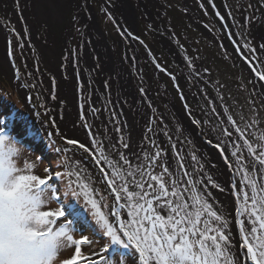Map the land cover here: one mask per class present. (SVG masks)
Masks as SVG:
<instances>
[{
  "label": "rangeland",
  "instance_id": "obj_1",
  "mask_svg": "<svg viewBox=\"0 0 264 264\" xmlns=\"http://www.w3.org/2000/svg\"><path fill=\"white\" fill-rule=\"evenodd\" d=\"M4 1H9V4H11V0ZM105 1L18 0L17 7L19 14L23 16L26 21L25 23L22 21L20 22L16 13L13 12V20L16 23L20 37L24 40V43L22 41L17 42L16 50L18 56L21 55L19 60L22 67L21 69L26 71V86L30 90L32 96L36 97L34 99V104L36 103L38 111L41 112V119L37 122L38 128H36V123L33 128L32 123L29 122V124H31L30 126L33 128L32 131L24 129L21 130L22 132H18L17 127L15 126L13 128V133L9 132L7 121L4 119L5 130L6 135L15 138L18 142L17 146L20 148L23 156L27 158V162L33 164L34 171L41 175L42 178L47 175L45 169L49 168V164H47L46 156L43 152L47 149L49 153H52L49 144L58 140L57 132L59 133V136L66 139L71 138L81 140L84 141L85 144L91 142L93 138L101 140L104 145L114 143L121 136L125 137L128 141L130 140V138L128 139L129 134L127 136L123 124V112L120 111L122 112V115L117 113L119 120H121V125L114 126L112 123L115 121L116 114L115 112L110 111L102 100L104 92L108 95L110 94V91L114 93L117 91L118 94L124 93L132 95L130 87L127 86L123 79L125 78V67L121 70L116 64L117 54L115 51H117V47L120 45V39L118 35L115 34L116 32L113 31L114 28L106 16L98 18L99 21H97V16L95 15V13L98 12L100 2L106 4ZM169 1L170 0H167V3ZM195 1L199 2V8H202L205 2H208L209 0H203L205 2L202 0ZM180 2L181 4L183 3L184 6H189L190 4L192 6L191 1L188 3V0H180ZM213 2L218 10L221 9V13H223L222 10L226 12L225 6L234 9L236 5L239 9L245 8V10H247L246 23L243 25L239 23L235 28V31H242L248 28L245 33H241L238 43L243 46L247 44V48L241 47L240 45L241 53L251 56L256 63L257 72L264 73V65L261 64L260 60L257 58L258 55L261 60H264V47H262L263 44L261 43V38L263 39L264 34V0H238L237 3L236 0H213ZM109 3L110 6L114 7V11L118 13L117 17L119 20L124 19L129 26L136 25V23L132 22V18L129 16L136 17L149 23L151 28L142 25L146 44L148 45L147 41L154 37L155 44L158 46L160 44L161 47L167 51V56H163V58L162 56L161 58H156L155 56L152 57V60L149 63L151 65L150 74L146 75L145 72L141 73L142 79L141 82L138 83V89L141 94L143 95V93L146 92L145 94L149 96L150 100L152 98V106L155 105L156 101L169 105L168 102H172L173 100L179 107H181L180 103H184L188 107L186 111L189 113L194 112L195 118L200 124V127L199 125H193L192 121L189 119L191 127L189 126L185 129H189L190 131L185 132L194 134L196 131L206 142L210 138L215 142L218 136L221 139H224L221 130L226 126L223 121L227 119L228 115H231L237 123L241 122V117L243 116L246 118L244 123H249L253 120L257 121V123L253 125L255 131L249 138L253 143V146L257 147L259 142L264 143V104L261 103V101H264V89L261 90V85H264V81H260L259 79L255 80L253 74L248 75L244 73L245 68L242 63L240 65L238 64V54L235 52L234 47H232L233 41L234 46L236 44L234 38L233 40H229V48L233 49L231 57V52L227 48V37L225 38L227 33L223 32L222 29H220V33H218L217 30L216 23L219 21L216 20V16H214V14H217L216 11L214 14L212 13V16L211 12H213V10H211L210 7L207 8L205 6L204 10L202 9L198 12L200 17L198 15L195 17L203 20L207 26H211L210 29H212L213 32L218 33H216L217 36L215 37L218 40L222 39L225 44L221 46L213 43V40L211 41L199 37L198 35H200V33L195 32L192 27L185 26L182 28L180 23H177L180 16H176L175 14H172L174 18V24H172V27L177 38H175L173 33L169 30H163L161 28L163 25H158L153 17L161 15V11L156 5V0H133L132 2L131 0H109ZM135 5H137V7ZM110 6H108L109 12ZM149 6H153L154 10L151 11ZM187 6L183 10L184 13L190 10ZM12 10L14 11L13 8ZM94 15L95 17H93ZM237 16L240 17V14L238 13ZM76 18H78V20ZM107 21L109 23H107ZM128 21L132 22V24L128 23ZM19 23H21L26 32L28 30L27 27L30 28L32 34L29 33L28 36H25ZM233 23L236 24L235 21H233ZM249 24L251 26H249ZM98 26L99 28H103H100V30H105L108 33L107 37L99 31ZM179 28H181V31L183 32L182 34L178 32ZM120 31L128 40L127 35L122 29H120ZM127 33L130 34L129 31H127ZM134 38L137 39V37ZM189 38L191 39L192 44L188 41ZM180 40L182 44L180 43ZM128 42L131 44L129 40ZM6 45L7 39L4 30L0 29V83L2 86H0V106L3 108V110H0V119L6 115V112L9 113L11 110H17L20 114H24L22 108H25L27 111L31 112L26 93L15 80L14 71L7 59L9 52L7 55V51L5 50ZM111 46L115 47V49ZM132 47L136 51V45L133 42ZM256 47L258 49L257 55ZM23 48L24 50L26 49L29 51L30 48L34 50V55L27 59L28 68L32 73L27 71L25 59L23 57ZM248 49H255V52L249 51ZM13 51L12 53L16 55V52ZM158 52L160 53V51ZM178 56L185 62H188L186 63V66L188 68L189 77L194 81L192 82V85H195L194 87H197V85L200 87L198 91L195 89L189 90V88H191V83L188 81V74L187 76L184 75L186 72V66L181 67L182 70H180L177 69L178 67L174 63V59ZM3 59L6 60L5 64ZM200 61L204 64L206 71H204ZM103 64L107 66V68H104ZM221 68L224 70L223 74H227V78L223 76ZM197 69L199 70L198 73L196 71ZM155 71H157L160 76H158ZM203 71L211 79L213 85L210 84L211 82L207 79L206 75H204V79L199 76ZM77 73L81 75L82 81L87 87V93H84L83 91L77 93ZM52 78L53 82L51 81ZM48 85H50V87H48ZM49 88L51 89L49 90ZM115 88H117L116 91ZM250 89L252 90L251 94L247 93ZM63 94L67 97H64ZM41 95L44 98V103L46 101L45 104L43 103ZM54 98L62 100L59 111L54 110L51 106V102H54ZM140 98H142V96H140ZM228 100L233 104L231 107L229 106V110L227 111L225 103L219 101L227 102ZM96 101L101 105L97 109L95 108ZM131 101L133 102L132 99ZM203 102L206 104V107L203 106V108H201L199 103ZM9 104L10 106H8ZM116 105L119 106L118 102ZM141 107L142 103L140 102V104L133 107V110L136 111ZM249 108L252 110L250 111ZM195 109H199L202 113L196 112ZM213 109H216V111H213ZM42 112L44 114L43 116ZM59 112L62 115L64 114L65 118L63 120L61 119ZM164 112L168 124L173 129L172 135V131L167 127L165 119L160 120V126L163 125V127H165L162 131L166 145L169 149L168 150L167 147H165L164 155L166 159L171 157L173 162L176 154H178L177 151L179 152L180 150V146L178 144H176V147L173 145V138L171 136L176 135L182 148L189 153H191V151L188 143L178 135L179 131L176 128L177 123L172 112L168 109H164ZM12 115L14 116V114ZM128 115H130L132 122L136 124L137 129L132 147L137 148V151L139 152L140 148L137 146L141 145L140 141L143 142V146L145 147L143 136H141L142 127L139 124V116L133 114L131 111L128 112ZM154 118L155 117L153 116L152 124L155 121ZM203 120L205 121V124L202 122ZM155 123L158 127L159 120H156ZM24 125L30 128L27 124ZM86 125L90 126L93 135H88L89 128L86 127ZM110 127L116 131L117 135H112ZM117 129H119V131H117ZM152 130L153 129L151 128L149 135L150 145H153ZM42 131L44 135H40V132ZM49 131L50 134H48ZM129 132L131 136L130 129ZM28 134L36 138L34 143L28 142ZM32 139L34 140V138ZM62 144L65 148L69 149V155L67 154L69 157L79 158L80 156L79 160L83 162L82 166L85 170L84 175H91L93 177L91 185L95 186V193L101 194L99 195V198L98 195L94 194L93 198L97 199L98 204L101 206V211L109 214L114 202V197L108 195L106 184L101 182L102 174L99 173V166L95 165L91 154L85 153L83 149L77 148L75 145H68L66 142H62ZM59 146V143H55L53 147L56 153L50 158L52 160V165L53 162H55V165L57 166L67 158L64 149L61 150L60 153H57L56 149H59ZM232 150L233 149L229 144L226 148V153L230 156ZM121 151L126 150L121 149ZM156 151L157 149H154L152 155H154ZM144 152H146V149L140 154L142 160ZM194 152L196 154L198 153L196 145L194 147ZM214 152L219 154L212 145L210 146V144H208L206 147L201 145V165L204 166L203 170L205 173H210L218 178L215 169L208 164L205 158L210 155L208 153H211L213 155L212 157L215 159L216 156ZM59 155L61 156L60 158H58ZM162 160H164L163 156L160 157L156 163L159 164ZM215 160L218 165H221L223 168L220 160ZM232 162L235 163L234 158ZM68 164L69 168H66L67 171L71 170L74 173L77 171V168L81 167V165H78L73 159H69ZM72 179H75V177H72ZM196 179L199 180L202 178L198 175L196 176ZM232 179L234 182L237 181L236 186L238 188L241 181L240 175H236ZM84 182L88 183L89 181L85 180ZM209 186L204 185L207 190L212 191L211 186ZM61 187H63V185H61ZM101 187L102 190L98 192ZM100 196H106L107 199L101 200ZM222 196L223 201L228 202L227 197L223 193ZM68 199L70 201L68 200L66 203H72L75 205L76 210L84 216L82 212L83 204L81 202L83 201L86 216L89 219V222L91 221L94 223L91 207L90 205H86L85 200L82 199V197L79 201L73 200L71 197ZM210 199H212L217 205L221 201V199L215 194ZM105 204H107V207L104 206ZM56 207L57 205L55 203L48 205L49 210H53ZM110 222H113V218L111 217ZM76 227H78L80 232L84 235H87L90 241H95L89 245L82 246V252L85 256L96 259L98 258V255L106 256L109 254L102 253L104 245H110V240L108 238L97 240V237L93 235V231L89 228L86 229L82 224H76ZM80 232L75 234L76 239L80 238ZM72 252V248H68L67 251L62 252L55 264H61L63 259L70 258ZM93 254L97 255L94 256ZM136 255L138 256V254ZM113 258L116 259L118 264H120V256L119 258H116V256ZM133 259H135V257L127 259L124 264H133ZM135 264H139V261L136 260Z\"/></svg>",
  "mask_w": 264,
  "mask_h": 264
},
{
  "label": "snow or ice",
  "instance_id": "obj_2",
  "mask_svg": "<svg viewBox=\"0 0 264 264\" xmlns=\"http://www.w3.org/2000/svg\"><path fill=\"white\" fill-rule=\"evenodd\" d=\"M242 47L247 48V44ZM251 67L264 81V73H258L255 64ZM245 119L242 116L237 123L228 115L221 130L224 139L218 136L215 142L211 138L207 141L225 159L230 173L227 189L203 168L197 173L202 177L198 180L187 170L183 176L174 171L171 158L157 164L162 155L159 149L151 156L144 152L142 160L137 148L123 136L109 145L95 138L87 144L66 139L68 145L90 153L99 166L101 182L114 197L109 214L101 211L93 198L99 193L91 188L93 177L84 175L78 157L62 161L65 168H69V159L81 165L75 173L50 171L49 162L42 178L27 162L15 138L6 135L5 120L0 119V264H55L68 248L73 249L71 257L61 264H118L113 258L117 254L120 264L132 257L133 264L136 260L139 264H264V143L253 146L249 136L257 121L244 123ZM192 124L198 126L199 122L194 119ZM86 127L88 135H93L90 126ZM229 144L233 149L230 156L226 153ZM137 147L143 152L142 145ZM156 167L161 168L160 173L155 172ZM178 167L184 169L185 165L178 162ZM236 175L241 177L238 188L232 179ZM204 185L220 192L227 190L235 199L217 205L210 199L214 192ZM69 197L77 201L83 197L91 207L94 224L85 220L75 205L66 203ZM53 203L57 207L49 210ZM81 220L97 240H110L103 253L115 246L109 256L93 259L83 254L82 246L95 241L76 227ZM78 232L80 238L76 239Z\"/></svg>",
  "mask_w": 264,
  "mask_h": 264
},
{
  "label": "clouds",
  "instance_id": "obj_3",
  "mask_svg": "<svg viewBox=\"0 0 264 264\" xmlns=\"http://www.w3.org/2000/svg\"><path fill=\"white\" fill-rule=\"evenodd\" d=\"M103 1V0H102ZM105 1V0H104ZM125 1V0H124ZM189 2H190V0H188ZM237 1L238 0H236V3H237ZM106 2V4L105 3H103V2H101L102 4H104L106 7H107V9H108V11H109V8H108V6H110V3L106 0L105 1ZM210 2V3H209ZM209 2H206L207 3V5H208V7H210L211 8V10H213V12H211V15L213 16V14L215 13V11H216V13H220V15H217V14H214V16H216V20H218L219 22H217L216 23V26H217V30H218V33H220V29H222L223 30V32H226L227 33V36L225 35V38L227 37V41H228V45H227V48H228V50L231 52V57H232V51H233V49H230L229 48V40L231 39V40H233V38L236 40V44H235V46H234V41H233V45H232V47H234V49H235V52L238 54L237 55V59H238V64L240 65L241 63L243 64V66H244V68H245V71H247V70H249L253 75H254V79L256 80V79H259V76L257 75V73H255V72H253L252 71V67H251V65L252 64H255V66H256V63H255V61L253 60V58L251 57V56H249V55H246V54H243V53H241V50H239V51H237V48L239 47L240 48V45H241V47L243 46L242 44H240L239 45V43H237V41L239 42V38H240V35H241V33H245L246 32V30L248 29H244V30H242V31H235V28H236V26H237V24H239V23H241L242 25L244 24V23H246V21H247V15H246V10H245V8H243V9H239L236 5H235V8L234 9H231L229 6H225L226 7V12L225 11H223L222 10V12L223 13H221V9L220 10H218L216 7H215V5H214V2H213V0H209ZM12 4V3H11ZM10 4V6H11V9L13 8L14 9V11L12 10V16H11V21H12V24H13V26L15 27V29H16V31H17V33H18V35L20 36V34H19V31H18V29H17V26H16V23H15V21L13 20V12H15L16 13V15H17V17H18V20H20V22L22 21V22H26L25 20H24V18H23V16H21L20 14H19V10H18V7H17V5L16 4H14V6L13 5H11ZM191 5V4H190ZM150 7V10L152 11V10H154V7L153 6H149ZM186 7V6H185ZM192 8H189L190 10L189 11H187V12H185L186 13V16H187V18H188V21L190 22V24L197 30V31H199L204 37H205V39H208V40H213L214 42L213 43H216V44H218V45H225L224 44V41L222 40V39H217L215 36H217L216 35V33L215 32H213L212 31V29H210L211 28V26H207V24L203 21V20H201V19H199V18H197V17H195L196 15H197V13H196V11H195V9H194V7H193V5L191 6ZM142 9V8H141ZM150 10H148V11H150ZM196 13V14H195ZM213 13V14H212ZM231 13V14H230ZM240 14V17H238L237 16V14ZM109 14H110V16H111V18L116 22V24H117V26H118V28L119 29H122V31L127 35V38H128V40L130 41V43H131V45H132V42H133V38L134 37H136L137 35H138V27H137V23H138V18H136V17H132V16H129L130 18H132V22L133 23H136V25H128L127 23H126V21L124 20V19H120L119 20V18L117 17V15H118V13L117 12H115L114 11V7H112V6H110V12H109ZM195 14V15H194ZM96 15V14H95ZM95 15L93 16V17H95ZM199 16V15H198ZM154 18H155V20H156V23H157V19H156V17H162V13H161V15H157L156 17L155 16H153ZM191 17H192V19H191ZM200 17V16H199ZM237 18V19H236ZM236 19V20H235ZM97 21H98V18H97ZM233 21H235L236 22V24H234L233 23ZM132 22H129L128 21V23H130V24H132ZM201 22V23H200ZM197 23H199V24H197ZM204 25H203V24ZM158 25H159V23H157ZM19 25H20V28L22 29V32L24 33V35L25 36H28L29 35V33H31L32 34V30L30 29V28H28L27 27V32L23 29V27H22V25H21V23H19ZM201 25V26H200ZM130 28H129V27ZM199 26V27H198ZM202 26H203V28H202ZM249 26H251L250 24H249ZM36 27H37V25H36ZM204 27L206 28V29H204ZM127 28L129 29V31H130V34H128L127 33ZM0 29H2L3 30V28L0 26ZM98 29H99V26H98ZM259 29V28H258ZM225 30V31H224ZM259 30H261V29H259ZM99 31L101 32V30L99 29ZM262 31V30H261ZM264 32V31H263ZM102 33V32H101ZM134 33V34H133ZM172 33H173V35H174V37L175 38H177L176 37V35H175V32L174 31H172ZM217 33V34H218ZM250 33H251V35H252V32H251V30H250ZM5 37H6V35H5ZM224 37V36H223ZM21 38V37H20ZM6 39H7V37H6ZM252 39H253V36H252ZM21 40H22V42L24 43V40L21 38ZM254 41V40H253ZM159 42H160V40H159ZM109 43V42H108ZM134 43V42H133ZM180 43L182 44V42H181V40H180ZM254 44H255V42H254ZM256 45V44H255ZM112 47V46H111ZM145 47V46H144ZM184 47H185V45H184ZM191 47V46H190ZM113 49H115L114 47H112ZM164 49V48H163ZM5 50L7 51V55H8V52H9V44H8V41H7V45L5 46ZM4 50V51H5ZM257 47H256V55H257ZM259 50H260V47H259ZM25 51H27L28 53L30 52V54H29V58L30 57H32L34 54H33V52H34V50L33 49H31L30 48V51L29 50H26L25 49ZM109 51H110V49H109ZM132 51H133V54H134V58H135V60H136V63H137V73H138V75H140V79H142V75H141V73H142V67L139 65V57H138V51L136 50H134L133 49V47H132ZM164 51L166 52V54H167V51L164 49ZM115 53L118 55V50L117 51H115ZM116 55V56H117ZM243 55H244V57H243ZM6 56V55H5ZM23 57H24V59H25V62H27V59H29V58H27L25 55H23ZM35 57H36V55H35ZM126 57H127V59L129 60V61H131V58H129L130 56H128L127 55V52H126ZM257 58L261 61V59L259 58V56L257 55ZM7 59H8V61H9V63H10V65H11V67H12V69H13V71H14V68H13V66H12V63H11V61H10V58H9V55H8V57H7ZM174 59V58H173ZM249 61H251V64H250V62ZM201 62V61H200ZM174 63L176 64V66L178 67L177 69H180V70H182L181 69V67H185L186 66V63H188L187 61L185 62L181 57H177L176 59H174ZM196 63H197V61H196ZM202 63V62H201ZM116 64L119 66V69H121V70H123V63H122V59L120 58L119 59V57L117 56V61H116ZM235 64V63H234ZM236 65V64H235ZM264 65V64H263ZM20 67H21V65H20ZM26 67L28 68V64H26ZM202 67H203V69H204V71H206L205 70V67H204V64L202 63ZM22 68V67H21ZM239 68H240V66H239ZM241 69V68H240ZM28 70H29V68H28ZM204 71H203V73H204ZM242 71V70H241ZM29 72L30 73H32L30 70H29ZM47 72V71H46ZM156 73H157V71H155ZM243 72V71H242ZM49 75H51L49 72H47ZM203 73H201V74H203ZM14 74H15V71H14ZM187 74H188V68H187V66H186V72L184 73V75H186L187 76ZM196 74V73H195ZM80 74L79 73H77V81H76V91H77V93H79L80 91H83L84 93H87V87H86V85H84V83H83V81H82V78H81V75L79 76ZM157 75H158V73H157ZM159 76V75H158ZM126 78V79H125ZM125 78H123L124 79V81L126 82V84H127V86H129L130 87V89H131V92H132V95H129V94H124V93H121V94H118L117 93V91H116V89L117 88H115V91H116V93H114V92H112V91H110V94L108 95V94H106L105 92H104V96L102 97L103 99V102L106 104V106H107V108L110 110V111H112V112H115V114H116V118H115V121L112 123L114 126H118V125H120L121 124V120H119V117H118V114L117 113H120L121 115H122V112L123 113H126V114H128V112L129 111H131V112H133V114H137L138 116H139V124H140V126L142 127V131H144L145 132V129H146V127H147V123H150V121H151V119L153 118V115H154V112L155 113H157V114H159L160 113V111H159V108H158V105L155 103V105L154 106H152L151 105V100H150V98H149V96L146 94V98H147V100H148V102H149V106H147V102L145 101V99H143V98H140V96H139V94H138V92H137V90L135 89V87H134V83H132V75H131V72L130 71H127L126 70V72H125ZM188 78H189V74H188ZM51 81L53 82V78L51 79ZM18 82V81H17ZM18 84L20 85V83L18 82ZM0 86H1V83H0ZM2 87V86H1ZM52 88H53V85H52ZM23 89V88H22ZM51 88H49V90H50ZM195 90H197V88L195 89ZM23 91L26 93V91L23 89ZM150 91V90H149ZM198 91V90H197ZM255 91V90H254ZM145 92V91H144ZM256 92V91H255ZM51 93H52V90H51ZM146 93V92H145ZM147 93H149V92H147ZM247 93H249V92H247ZM124 94V95H123ZM249 94H251V93H249ZM80 96H81V93H80ZM26 98H27V93H26ZM36 97H34L33 98V106H35L36 105V103L34 104V99H35ZM41 98L43 99V103H44V98H43V96L41 95ZM86 98H87V96H86ZM131 99L133 100V102L131 101ZM27 101H28V98H27ZM117 102H118V104H119V106H117L116 104H117ZM140 102L142 103V107L141 108H138L136 111H134L133 110V107L135 106V105H138V104H140ZM29 103V102H28ZM45 103H46V101H45ZM44 103V104H45ZM83 103V102H82ZM163 103V102H162ZM226 103H228V102H226ZM168 104L169 105H165V107H167L171 112H172V114H173V116H174V118H175V120H176V123H177V125H178V127H179V129L181 130V135H179L180 136V138L181 139H183L184 140V136L186 137V139H185V141L188 143V145H189V148H190V150H191V152H192V154H189V152L187 151V150H185V149H183L182 148V146H181V144L179 143V141H178V139H177V136L176 135H174V136H171L172 138H173V145H175V147H176V144H178L179 146H180V150H179V152L177 151V153L178 154H176V157H175V159H174V161L172 162L173 163V170L174 171H179L180 172V174H181V176H183V172H184V170H187V171H189L190 173H192L193 174V176H194V178L196 179V176H198L197 175V173H199V169H200V167L201 168H203L204 166L203 165H201V154H200V148H201V145H204V147H206L207 145H208V143L205 141V139H203L202 137H200L198 134H197V132L195 131L194 132V134H189V133H187V132H185V128H187V127H191V123H190V117H189V115H190V113L189 112H187L186 111V109H188V107H185L184 105V103L182 104V103H180V105H181V107H179L176 103H175V101H173L172 100V102H168ZM29 105H30V108H31V112H29L28 111V113L31 115H34L35 114V111H34V109L32 108V106H31V104L29 103ZM99 106H101L100 104H99V102H97L96 101V103H95V108L97 109ZM152 106V107H151ZM150 108H151V110H150ZM37 110H38V108H37ZM120 111H122V112H120ZM127 111V112H126ZM152 111H154V112H152ZM174 111V112H173ZM176 111H177V113H176ZM39 112V116H40V114H41V112L40 111H38ZM192 113V112H191ZM119 114V115H120ZM186 114H188V115H186ZM192 114H194V112L192 113ZM44 114H43V112H42V116H43ZM3 119H5L6 121H7V116H5V117H2ZM40 119H41V117H40ZM163 119V118H162ZM190 119V120H189ZM192 121V120H191ZM166 122V121H165ZM7 125H8V123H7ZM166 125L168 126V128H169V125H168V123L166 122ZM9 127V126H8ZM199 127H200V124H199ZM111 128V127H110ZM115 132V134H116V131H114ZM158 133V131H156L155 132V137H154V139H153V145H150V142H148L149 141V139H148V137H147V139H148V141H146V139H145V136H143V140H144V143H145V147L143 148V150L144 149H146V152L151 156L152 155V151L154 150V149H158V147H160L161 148V151L163 152V154L161 155V157L163 156L164 157V160H166V157H165V155H164V150H165V147H167V145H166V141L162 138V136L160 135V134H157ZM117 135V134H116ZM184 135V136H183ZM57 136H58V139H59V144H62V142H66V138H64V137H62V136H59V133L57 132ZM141 137V136H140ZM197 137V138H196ZM251 136H249V138H250ZM258 141V140H257ZM259 142V141H258ZM140 143L141 144H143V142H141L140 141ZM260 143V142H259ZM158 144V145H157ZM157 145V146H156ZM195 145H196V147L198 148V153L196 154L195 152H194V147H195ZM211 146V145H210ZM214 149H216L218 152H219V150L217 149V148H215V147H213ZM167 149H168V147H167ZM230 149V148H229ZM169 150V149H168ZM177 150V149H176ZM231 150V149H230ZM64 151H65V153H66V155L68 154L69 155V149L68 148H65L64 147ZM139 152H140V154L142 153L141 152V149L139 150ZM185 155V157H186V159H185V157H184V155ZM67 155V157H69ZM193 155H195L196 157H197V162H196V160L194 161L193 159H192V156ZM78 156H79V154H78ZM219 156H220V158H221V160H220V162L222 163V165H224L225 164V166L227 165L226 164V162H225V160H223L224 158L222 157V155L220 154V152H219ZM71 157V156H70ZM83 158H84V156H83ZM82 158V159H83ZM169 158H171V157H169ZM168 158V159H169ZM79 159H80V156H79ZM172 159V158H171ZM178 162H183L184 163V165H185V168L184 169H179V167H178ZM211 164H213V162L211 163ZM227 167V166H226ZM224 168V167H223ZM228 168V167H227ZM51 170H53L52 168H51ZM229 170V169H228ZM155 171H156V169H155ZM157 173V172H156ZM241 178V177H240ZM184 179H187V177H184ZM261 182H264V181H261ZM235 183H237V181L235 182ZM209 186V185H208ZM211 186V185H210ZM209 186V187H210ZM91 223H93V222H91ZM94 224V223H93ZM121 252H124L122 249L120 250Z\"/></svg>",
  "mask_w": 264,
  "mask_h": 264
},
{
  "label": "trees",
  "instance_id": "obj_4",
  "mask_svg": "<svg viewBox=\"0 0 264 264\" xmlns=\"http://www.w3.org/2000/svg\"><path fill=\"white\" fill-rule=\"evenodd\" d=\"M109 2V0H107ZM133 0H131L132 2ZM157 3V7L160 9L161 13H162V17H156L157 19V23L159 24H162L163 26L161 27L163 30H169L170 32L174 31L173 27H172V24L173 23V16L172 14H175L176 16H180V19L177 20V23L179 22L180 23V26L183 28V27H192L195 32H198L200 33L199 31H197L191 24L190 22L188 21V18L186 16V13L183 12V10L185 9V6L183 5V3L181 4L180 0H170L168 3H167V0H156ZM197 15H198V12L200 10H204L205 6L208 8V5L205 1V4L202 8H199V2L195 1V0H190ZM98 2V1H97ZM170 2H171V5H170ZM11 3L12 5L14 6V4H16L18 6V0H11ZM99 3V2H98ZM182 5V6H181ZM137 7V5H135ZM5 8V10H4ZM96 12V11H95ZM97 18H102V17H107L109 22L112 24V27L114 28L113 31H115L114 33L118 35L119 39H120V45L119 47H117V50H118V57L122 59V63H123V66L125 67V69L127 71H130L131 72V75H132V83H134V87L135 89L137 90L139 96H142L143 99H145V101L147 102V106H149V102L146 98V94L143 93V95L141 94V92L139 91V87H138V83L141 82V79H140V75H138L137 73V63H136V60L134 58V54H133V51H132V45L129 44L128 40L126 39V37L121 33L120 29L118 28L116 22L111 18V16H109V11L107 9V7L102 4L100 2V6L98 7V12L95 13ZM174 15V16H175ZM11 16H12V9H11V6L9 4V1H4V0H0V26L3 28L4 30V33L7 37V41H8V44H9V58H10V61L12 63V66L14 68V71H15V80L18 81L20 83V86L26 91L27 93V98H28V102L31 104L32 108L34 109L35 111V114L34 115H30L28 113V111L25 109V108H22V111L24 112V114H20L17 110H11V112H6L7 113V123L10 125V130H11V133H13V128L16 126L17 127V131L18 132H22L21 130H24V129H28V131H32L33 128H34V124L36 123V128H38L37 126V122L40 120V116H39V112L37 110V106H33V96L30 92V90L27 88L26 86V78H25V75H26V71L24 69H21L20 65V60H19V57L21 56H18V52L16 50V45H17V42L18 41H22L20 36L18 35L15 27L13 26L12 24V21H11ZM78 20V18H76ZM158 19H159V22H158ZM165 20V21H163ZM99 21V20H98ZM107 21V23H109ZM166 24V26H165ZM67 25V24H66ZM142 25H145L146 27L148 28H151V25L149 23H147L146 21H143L141 19H138V23H137V27H138V35L136 36V38H133V42L134 44L136 45V50L138 51V57H139V65L142 67V73H146V75L150 74L151 72V65L149 64L150 61L152 60V57L155 56L156 58H163V56H167L166 52L164 51L163 47H161V45L159 44L156 45L155 44V40H154V37L151 39V40H148L147 43L148 45L146 44L144 38H145V34H144V29L142 28ZM102 28V27H100ZM99 28V29H100ZM103 29V28H102ZM127 31H129V29L127 28ZM101 32L105 35V37L108 36V33L104 30ZM130 32V31H129ZM175 32V31H174ZM178 32H180V34H182L183 32L181 31V28L178 29ZM134 34V33H133ZM199 37L205 39V37L200 33V35H198ZM158 38V37H157ZM155 38V39H157ZM158 40V39H157ZM188 41L191 42L192 44V41L191 39L189 38ZM145 46V47H144ZM115 48V47H114ZM15 50V51H13ZM160 51V53L158 51ZM13 52H16V55H14ZM126 52H127V55L130 56L129 58H131V61H129L126 57ZM29 54L30 52L28 53L27 51L24 50L23 48V55H25L27 58H29ZM25 64H27V62H25ZM222 69V68H221ZM214 70V69H213ZM27 71L29 72L28 68H27ZM222 74L224 72V70L222 69ZM30 73V72H29ZM158 75L160 76V74L158 73ZM223 76L225 78H227V74H223ZM200 87L197 86V90H199ZM252 90L250 89L249 90V93H251ZM152 96V94H151ZM152 99V98H151ZM153 101V100H152ZM227 106H230L233 104L232 102H229V100L227 101ZM157 105H158V108H159V111L160 113L157 114L155 113L154 111V119L155 121L156 120H159V124H158V127L154 121V123L152 124V120L153 118L151 119L150 123L148 124L147 126V129H146V133L148 134V139H149V135H150V130L151 128L153 129L152 130V133H153V139L155 137V132L158 131L157 134H160L162 136V138L165 140V137L163 136V129L165 127H163V125L160 126L161 124V119H165V121L168 123L167 121V117L165 115V112H164V109H168L167 107H165L164 103L160 102V101H156L155 102ZM10 106V104L8 105ZM199 106H201V108L206 107V104L203 102V103H199ZM1 109H3L1 106H0ZM151 110V108H150ZM169 110V109H168ZM187 110V109H186ZM196 112H200L199 109H195ZM249 110L251 111L252 109L249 108ZM202 113V112H200ZM14 114V116L12 115ZM190 119L193 121L194 119L197 120L195 118V115L190 113L189 115ZM204 117L206 118V116L204 115ZM29 122L32 123V126H30L31 124H29ZM204 124H205V121L203 120L202 121ZM24 124H27L30 128H28L26 125ZM169 125V124H168ZM168 127V126H167ZM169 128L171 129L172 131V135H173V129L172 127L169 125ZM177 130L179 131L178 132V135H181V130L179 129L178 125H177ZM50 134V131L49 133ZM40 135H44L43 131L40 132ZM171 136V134H170ZM184 136V135H183ZM34 138V140L32 139ZM184 140L186 139V137L184 136L183 137ZM35 137L31 136L30 134H28V142H33L35 141ZM55 143H59V139L53 143H48L49 144V147L51 150L54 151V145ZM158 145V144H157ZM159 150H161L160 147H158ZM157 149V150H158ZM47 151L44 150V155H47L45 152ZM191 151V150H190ZM162 152V151H161ZM56 153V152H55ZM163 154V152H162ZM189 154H192L189 153ZM61 156L59 155L58 158H60ZM67 157V155H66ZM68 158V157H67ZM60 161V159H59ZM51 168L55 171H67V169L63 166L62 162L59 164V165H55V162H53V165H52V160H51ZM156 172L157 173H160L161 172V168L160 167H156ZM91 188L94 189L95 186L91 185ZM102 190V187L100 188V190L98 192H100ZM101 195V194H99ZM99 195H98V198H99ZM103 195V194H102ZM105 195V194H104ZM83 199V197H82ZM69 200V199H68ZM70 201V200H69ZM82 204H83V214H84V218L89 221V219L87 218L86 216V211L84 210V203L83 201H81ZM81 223L85 224L83 222V220L80 221ZM91 222V221H90ZM87 225V224H86Z\"/></svg>",
  "mask_w": 264,
  "mask_h": 264
},
{
  "label": "bare ground",
  "instance_id": "obj_5",
  "mask_svg": "<svg viewBox=\"0 0 264 264\" xmlns=\"http://www.w3.org/2000/svg\"><path fill=\"white\" fill-rule=\"evenodd\" d=\"M121 1V0H120ZM204 29H206L205 27H204ZM261 43L263 44V46H264V34H263V39L261 38ZM4 60V64H5V62H6V60L5 59H3ZM104 62H107V61H104ZM103 66H104V68H107V66H105L104 64H103ZM244 73H246V74H248V75H251L252 73L249 71V70H247V71H245ZM259 84V83H258ZM48 87H50V85H48ZM261 90H263V89H261ZM264 91V90H263ZM63 96L64 97H67L65 94H63ZM61 99H59V98H54V102H51V106H52V108L54 109V110H56V111H59V107H60V105H61ZM0 110H1V108H0ZM59 115H60V117H61V119L63 120L65 117H64V114L62 115L60 112H59ZM123 124H124V127H125V129H126V134H127V136H128V134H129V137H128V139L130 138V143H131V145L133 144V142H134V140H135V137H136V133H137V129H136V124L134 123V122H132V120H131V117H130V115H128V114H126V113H123ZM129 129H130V131H131V136H130V132H129ZM110 131H111V133H112V135L114 136V135H116L115 134V132H114V130L112 129V128H110ZM59 149L60 150H63L64 149V145L63 144H60V146H59ZM52 151V153H49L48 152V150L45 152L47 155H45L46 157V162H47V164H49V162H51V157L55 154V151H53V150H51ZM48 153H49V156H48ZM208 154H210V155H208V156H206L205 158H206V161L208 162V164L210 165V166H212L214 169H215V171H216V173H217V176H218V180H219V182L222 184V185H225V188L227 189L228 187H229V184H228V181H229V176H230V173H229V170H228V168L225 166V164L223 165V167H224V169L222 168V166L221 165H218V163L216 162V160L215 159H217V160H221V158H220V156H219V154H217L216 152H214V154H215V156H216V158L214 159L212 156V154L211 153H208ZM213 162V164H211ZM202 178V177H201ZM211 190H212V192H214V194L217 196V197H219L220 199H221V201H223V196H222V193L227 197V199H228V202H230V201H233L234 200V195H230L229 194V192L226 190V191H224V192H220L219 190H216V189H212L211 188ZM226 203H227V201H225Z\"/></svg>",
  "mask_w": 264,
  "mask_h": 264
},
{
  "label": "water",
  "instance_id": "obj_6",
  "mask_svg": "<svg viewBox=\"0 0 264 264\" xmlns=\"http://www.w3.org/2000/svg\"><path fill=\"white\" fill-rule=\"evenodd\" d=\"M209 2V1H208ZM186 3V2H185ZM188 3H190L189 1H188ZM210 3V2H209ZM187 6V5H186ZM187 7H189V8H192L191 7V5H189V6H187ZM201 23V22H200ZM203 24V23H202ZM204 25V24H203ZM199 27V26H198ZM174 112V111H173ZM176 113H177V111H176Z\"/></svg>",
  "mask_w": 264,
  "mask_h": 264
},
{
  "label": "flooded vegetation",
  "instance_id": "obj_7",
  "mask_svg": "<svg viewBox=\"0 0 264 264\" xmlns=\"http://www.w3.org/2000/svg\"><path fill=\"white\" fill-rule=\"evenodd\" d=\"M246 15H247V10H246Z\"/></svg>",
  "mask_w": 264,
  "mask_h": 264
}]
</instances>
